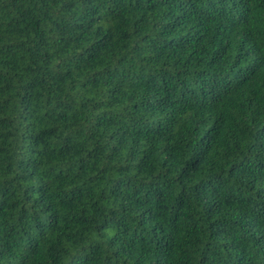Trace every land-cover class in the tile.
Masks as SVG:
<instances>
[{"label":"trees","instance_id":"1","mask_svg":"<svg viewBox=\"0 0 264 264\" xmlns=\"http://www.w3.org/2000/svg\"><path fill=\"white\" fill-rule=\"evenodd\" d=\"M0 264H264V0H0Z\"/></svg>","mask_w":264,"mask_h":264}]
</instances>
